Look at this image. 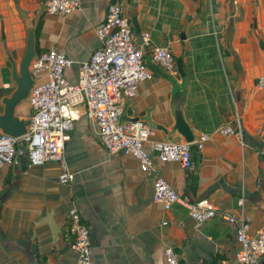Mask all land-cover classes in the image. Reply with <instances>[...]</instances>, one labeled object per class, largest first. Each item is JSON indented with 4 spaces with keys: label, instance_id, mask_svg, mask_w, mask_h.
<instances>
[{
    "label": "crops",
    "instance_id": "obj_1",
    "mask_svg": "<svg viewBox=\"0 0 264 264\" xmlns=\"http://www.w3.org/2000/svg\"><path fill=\"white\" fill-rule=\"evenodd\" d=\"M111 1L119 2L129 18L135 16L144 61L152 72L126 100L129 113L148 109L152 117L171 122L170 84L149 56L153 44L165 45L175 59L173 75L187 76L185 117L198 136L206 134L201 149L193 151L189 171L151 152L158 172L177 191L191 200L206 199L218 212L197 224L183 203L164 209L153 196V174L130 154L108 153L96 125L79 110L63 151L74 173L68 188L58 182L57 161L29 165L20 156L0 167V264H45L44 259L75 264L67 229L71 208L89 227L91 264H169L167 247L187 264L214 263L233 257L239 246L235 225L224 213L243 212L250 233L264 226V157L258 134L264 123V87L255 85L264 72V0H82L64 15L43 11L37 40L70 58L65 69L70 81L99 45L95 26ZM40 7L43 0H0V87L6 90L14 83L4 47L17 60L21 57L26 36L22 17ZM44 78L43 71L36 77ZM19 113H30L28 101ZM237 121L244 140L220 131L223 124ZM148 140H162L159 131L153 129ZM257 264H264L263 258Z\"/></svg>",
    "mask_w": 264,
    "mask_h": 264
},
{
    "label": "built area",
    "instance_id": "obj_2",
    "mask_svg": "<svg viewBox=\"0 0 264 264\" xmlns=\"http://www.w3.org/2000/svg\"><path fill=\"white\" fill-rule=\"evenodd\" d=\"M82 0H43V10L48 14L64 15L80 7ZM100 41L90 57L77 69V78L70 81L65 69L71 65L70 58L54 46L37 51L31 61L33 82L27 97L31 122L28 131L21 136L0 132V167L4 163H16L25 156L29 165L56 160L60 171L58 182L69 187L74 173L63 159V151L74 127L77 111L81 110L96 125V136L110 154L134 156L142 170L153 174V196L164 209L183 203L188 214L197 224L213 217L218 208L206 199L191 200L177 191L157 170L151 152L160 160L177 161L189 171L193 166V151L201 149L206 134H200L190 143L182 141L148 140L152 132L144 120L119 123L123 103L131 99L138 83L152 74L144 61V43L137 41L129 16L119 2L108 3L103 19L95 26ZM147 40V33L143 34ZM151 61L177 74L174 56L169 47L160 44L151 46ZM45 78L37 80L40 72ZM257 87H264V72L255 80ZM220 131L232 133L244 140L241 124L225 123ZM259 153L264 157V123L259 131ZM235 225L239 243L233 257L220 258L215 264H257L264 257V226L254 233L249 232V220L240 215L223 214ZM67 229L72 235L70 245L75 253V264H91V234L87 223L76 208L68 214ZM169 264H180L170 247L165 249ZM198 264H207L200 261Z\"/></svg>",
    "mask_w": 264,
    "mask_h": 264
},
{
    "label": "water",
    "instance_id": "obj_3",
    "mask_svg": "<svg viewBox=\"0 0 264 264\" xmlns=\"http://www.w3.org/2000/svg\"><path fill=\"white\" fill-rule=\"evenodd\" d=\"M42 12L43 7H40L35 14L22 17L26 30L25 48L18 60L6 46L4 47L6 58L10 63V76L14 83L11 90L0 87V132L7 135L17 137L25 134L31 122L30 113L21 114L16 112V109L20 103L27 100L33 82L30 64L37 53L36 27ZM130 20L135 37L139 42H142L141 31L138 28L135 16H130ZM180 35L182 38L184 37L183 31ZM159 73L170 84L169 113L171 122L167 123L163 119L164 117H152L148 109H145L142 113L130 114L126 105L127 101L123 103L118 122L121 124L125 121L144 120L152 129L159 131L162 140L193 142L198 138V134L192 129L183 110L187 95V76L183 74L177 77L163 68H160ZM30 264L41 263L30 260Z\"/></svg>",
    "mask_w": 264,
    "mask_h": 264
},
{
    "label": "trees",
    "instance_id": "obj_4",
    "mask_svg": "<svg viewBox=\"0 0 264 264\" xmlns=\"http://www.w3.org/2000/svg\"><path fill=\"white\" fill-rule=\"evenodd\" d=\"M44 11V10H43ZM43 13V12H42ZM41 17V16H40ZM39 24H40V21H39V23L37 24V27H36V37L38 36V31H39ZM45 48H47V47H42V46H40V44H39V42H38V40H37V51H40L41 49H45ZM181 72V74H183V71H180ZM172 248H174V247H172ZM176 249V248H175ZM173 250V249H172ZM174 251V250H173ZM44 262H45V264H50V262L49 261H47L46 259H44ZM180 262V264H187V263H185L184 261H179ZM215 264L216 262H214V263H211V262H207V264ZM198 264V263H197Z\"/></svg>",
    "mask_w": 264,
    "mask_h": 264
},
{
    "label": "rangeland",
    "instance_id": "obj_5",
    "mask_svg": "<svg viewBox=\"0 0 264 264\" xmlns=\"http://www.w3.org/2000/svg\"><path fill=\"white\" fill-rule=\"evenodd\" d=\"M27 100H25V101H23L22 103H20L19 105H18V107H17V109H16V112H20V111H22L24 108H25V102H26Z\"/></svg>",
    "mask_w": 264,
    "mask_h": 264
}]
</instances>
